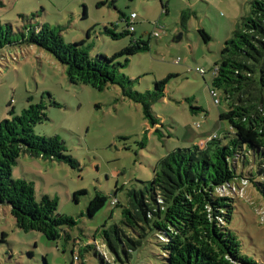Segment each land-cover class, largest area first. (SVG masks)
Wrapping results in <instances>:
<instances>
[{
	"label": "rangeland",
	"instance_id": "obj_1",
	"mask_svg": "<svg viewBox=\"0 0 264 264\" xmlns=\"http://www.w3.org/2000/svg\"><path fill=\"white\" fill-rule=\"evenodd\" d=\"M101 1L0 0V18L13 25L15 39L25 22L61 26L65 42L85 40L91 56L113 57L132 40L149 43V50L133 55L119 69L132 80V89L143 93L154 91L156 81L173 75L165 96L152 105L157 130L149 125L142 104L124 96L120 85L100 91L70 83L66 66L37 45L3 50L0 122L10 117L13 107L20 114L31 103L44 100L48 119L35 126V133L59 136L80 166L21 155L13 166V177L31 181L38 200L45 194L58 198V211L74 217L77 224L68 229L71 239L51 240L39 231L19 229L11 207L0 204V264H77L72 251L76 242L78 250L97 229L120 219L122 208L112 204L113 199L123 204L129 190L153 180L159 160L170 151L203 145L214 136L222 138L230 128L220 118L228 109L226 104L216 103L212 93L214 68L252 0H105L104 5ZM132 12L137 13L135 34L114 38L111 33L120 34L126 28L122 13L130 16ZM157 21L165 29L156 28ZM201 28L208 33V42ZM155 31L160 36L155 37ZM124 61V57L118 59ZM49 94L60 107L52 105ZM238 186L236 197L243 204H238L235 221L246 252L264 264V199L250 186ZM83 190L76 199V192ZM98 192L109 199L89 216V202ZM102 241L99 238L98 243ZM146 261L161 264L153 254ZM87 262L100 264L91 255Z\"/></svg>",
	"mask_w": 264,
	"mask_h": 264
},
{
	"label": "trees",
	"instance_id": "obj_2",
	"mask_svg": "<svg viewBox=\"0 0 264 264\" xmlns=\"http://www.w3.org/2000/svg\"><path fill=\"white\" fill-rule=\"evenodd\" d=\"M99 3L106 4L105 0ZM122 15L126 21L123 32L107 30L114 38L135 34L129 28L131 15ZM20 16L26 20L25 15ZM199 32L206 42L210 40L203 28ZM14 33L13 25L0 18V55L21 45L44 48L66 66L70 83L100 91L118 84L124 96L142 104L151 128L158 126L152 105L165 96L173 75L156 81L154 91L143 93L132 89V80L119 69L133 55L149 50V43L132 40L113 57L91 56L85 40L65 42L61 26L25 22L17 39ZM122 57L125 61L118 62ZM214 72L212 92L220 93V102L228 108L220 118L229 123V130L203 145L170 151L159 160L153 180L129 190L123 204L113 199L112 204L122 208L120 219L97 229L78 250L76 242L72 251L77 264H89L90 255L100 264H154L146 261L149 254L158 256L161 264H263L246 252L235 219L238 204H243L236 197L240 183L264 199V0L250 2L249 13L236 23ZM49 97L52 105L61 106L51 94ZM46 110L44 100L31 103L20 114L13 107L10 117L0 122V204L11 207L19 229L39 231L51 240L63 236L69 240L68 229L77 222L58 211V198L45 194L38 200L31 181L13 177V166L22 154L80 166L59 136L35 133V126L48 119ZM84 192H76L75 198ZM108 199L96 193L88 215L97 214Z\"/></svg>",
	"mask_w": 264,
	"mask_h": 264
},
{
	"label": "built area",
	"instance_id": "obj_3",
	"mask_svg": "<svg viewBox=\"0 0 264 264\" xmlns=\"http://www.w3.org/2000/svg\"><path fill=\"white\" fill-rule=\"evenodd\" d=\"M136 18H137V14L136 13H132L131 14V25L129 26V28H130L131 31H135ZM155 26H156V28L159 27V26H161L162 29H165V26L160 25V23L158 21L155 23ZM153 35L155 37H158V36H160V33L158 31H155L153 33ZM197 71H199V72H201L203 74L205 73V70L204 69H197ZM212 93H213V95H214V97L216 99V103H219L220 102L219 94L217 92H215V91H213Z\"/></svg>",
	"mask_w": 264,
	"mask_h": 264
},
{
	"label": "water",
	"instance_id": "obj_4",
	"mask_svg": "<svg viewBox=\"0 0 264 264\" xmlns=\"http://www.w3.org/2000/svg\"><path fill=\"white\" fill-rule=\"evenodd\" d=\"M181 37V35L179 36V38Z\"/></svg>",
	"mask_w": 264,
	"mask_h": 264
},
{
	"label": "crops",
	"instance_id": "obj_5",
	"mask_svg": "<svg viewBox=\"0 0 264 264\" xmlns=\"http://www.w3.org/2000/svg\"><path fill=\"white\" fill-rule=\"evenodd\" d=\"M137 19V18H136ZM135 32H136V30H135Z\"/></svg>",
	"mask_w": 264,
	"mask_h": 264
}]
</instances>
